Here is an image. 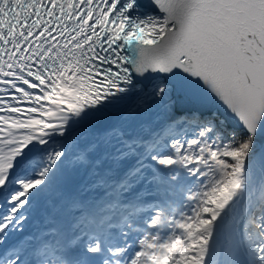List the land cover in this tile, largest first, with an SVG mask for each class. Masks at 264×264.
<instances>
[{
	"label": "snow or ice",
	"instance_id": "obj_1",
	"mask_svg": "<svg viewBox=\"0 0 264 264\" xmlns=\"http://www.w3.org/2000/svg\"><path fill=\"white\" fill-rule=\"evenodd\" d=\"M0 264H264V0H0Z\"/></svg>",
	"mask_w": 264,
	"mask_h": 264
}]
</instances>
